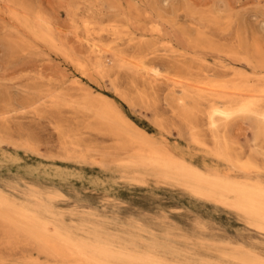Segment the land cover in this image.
Masks as SVG:
<instances>
[{
  "label": "rangeland",
  "instance_id": "obj_1",
  "mask_svg": "<svg viewBox=\"0 0 264 264\" xmlns=\"http://www.w3.org/2000/svg\"><path fill=\"white\" fill-rule=\"evenodd\" d=\"M0 1H1L0 9L4 8L3 6L8 5L10 8L13 7L11 8L12 12L14 11V8L15 9L18 8L19 13L21 12L20 13L21 17H20V16H17L19 13L17 14L14 11L13 13H15L16 15L13 14L12 17L14 18V16L15 17L17 16L19 17L20 20H17L16 18H14L13 20L12 18V21H11L10 18L12 14L10 16H8L7 14V13L9 14L11 13L10 8L5 6V8L3 9L5 13L2 10L0 11L1 12L0 13V76L2 78L0 79V115H1L0 125H2L3 127L7 129V133L13 139L15 140L16 139L17 140H23V139L30 140L31 139L30 141L33 143V149H32L33 151L32 150L25 151L23 149L15 150L10 146H4V147L0 146V189H3L5 192L9 194L17 196L20 199V202H26L30 198L32 193L36 191L38 194H40L44 199H46L49 202V207L52 212V215H54L57 221H60L61 223L66 225V227L69 230H72V231L74 230L75 232L77 231L78 236H84L83 231L85 230L92 234H96V235L100 234L108 239L114 240L115 244L118 247L124 246L126 244L125 241L127 239H130L136 245L147 243V242H157V243H160L161 245H170L171 246L170 253L173 254V256L174 255L177 256V254H179V256L182 255V260L186 261V263H189V264H201L203 258L206 256L211 257V258H216L217 255L215 254L216 252L215 250L225 249V247L242 249L243 251L252 253L254 256L258 257L259 259H264V231H261L257 229L256 227H254L253 225H251L250 221L242 214L226 206L218 204L214 201L195 197L193 194L189 193L188 191L180 187L174 186L166 181L164 182L161 180L159 181L153 176H147L145 178L146 180L144 179L143 183H139L136 180V176L134 175L133 172L124 171L115 162L114 163L112 162L113 164L110 163V165L105 168V167H101L99 164H94L91 162L83 163V162H78L77 160L64 159L61 147H59L61 146L60 143L62 140H60L61 139L59 137L60 135L58 131L55 129L54 122L52 123V120L54 121V119L51 117V113L47 110L48 107L39 105L37 107L38 109L35 111L33 108H27L29 109L27 110L26 107L23 105V102L25 100L24 98L30 97L31 95L29 96V92L33 91V89H37V88L55 89L58 83L60 85L59 87L57 86L58 88L56 89L61 90L62 92H65L66 90V93L68 92V94L70 95L73 94V92L75 93L77 92V91H74V88L75 90L78 89L77 94H73V97L76 95L75 98L77 97L80 98V96H82L86 90L87 92H92L93 94L95 93V95L97 93L99 94L100 92L108 96L109 98H111L113 102L122 110V112L129 119L132 118L131 120L138 127H140L145 132H147L149 134L150 140L156 145H158V147L161 148L164 152H167L171 154L172 156L180 160H183L189 163L190 165H192L193 167H197L198 169L204 172L206 171L205 173L207 174L208 173L211 174V172L217 173L218 171H220L221 173L218 172V174L220 175L226 174L224 176L226 177L230 176V179L232 180L237 179L238 181H241V182H250V181L256 182V181H259L260 179L261 180L260 182L264 183V175L262 176L261 174V171H263L262 173L264 174V160H263L264 159V148H262V146L264 147V142L255 140V119L254 117L244 116L242 114H236L234 117L231 118L232 121L226 122L217 131V133L219 132L218 134L222 138L230 141L228 143V141L226 140L227 141L226 143L229 146L230 153L236 160L238 158V161H244L243 163H245L248 160H252V162L256 164L255 166L258 165L261 168L260 169L258 167L259 169L257 168L255 169L254 167L253 169H251L250 171L254 174H252L253 176L249 177L240 170L241 169L240 165H242L241 163L238 162L239 164L237 163L238 165L236 164V167H235V165L233 166L231 162L217 155V149H215L216 148L215 142L212 140V137H211L213 134V130H211L209 127H208V130H206L207 128L205 127L208 125L206 124L204 126L205 122L201 120L198 121V128H197L198 134L197 135L202 140L201 144L195 141L194 142L191 141L192 140L191 138L189 139V137L187 136L189 133L184 132L188 130V125H186L185 123L180 105L176 102V98L181 96L182 91L179 89L176 90V88H174L173 85L169 84V82H166L168 80L167 78L169 76L173 77L175 73L174 72L175 69L173 67L175 62L177 63L178 61H182V60L192 66L194 74L198 75L200 79H218L220 77L221 78L228 77L229 75H231L233 70H235L238 72L242 71L246 73L247 75L250 73L248 76L251 77L252 81L254 79L253 82L260 80L263 77V75L262 76L256 75V72L254 71L253 67L243 59L247 50H245L244 48L240 49L238 47L239 46L238 39H239V36L242 35L243 41L246 44L249 42L246 45L247 48H251L255 46L257 43V45L260 46V48L262 49V46H264L262 44L264 41V26H262L264 25V0H187V1L186 0H181V1L180 0H176V1L175 0H163L165 2H163L162 0H156L157 2L155 0H147V1L139 0V2L138 0L136 1L135 0L134 1L132 0H18V1L12 0V3H9L10 1L9 0L7 1L8 4H4V3H7L6 0L4 1L0 0ZM16 1L18 2V4H19V1H21L19 5L20 7H18ZM153 1H155L157 5L153 4L154 3ZM177 1H179V3ZM174 2H175V6L173 5ZM165 3H168V5L164 6L163 4ZM1 4H2V7H1ZM23 4H24V8H26L25 7L26 5L28 10H25L22 7V10L24 11H21V5L23 6ZM158 4L160 7L158 6ZM192 4L195 9H193ZM153 5L155 6V8ZM119 6H121L122 8H120ZM140 6L142 8V9L140 8L141 11H139ZM187 6L190 8H188ZM115 7L118 8L119 10L117 9L115 10L114 9ZM126 7H128L129 9ZM156 7H158L159 9ZM166 7L167 9H165ZM186 7L188 8L189 11L186 10L187 9ZM144 8L148 10L150 14H148V12ZM162 8L164 10H162ZM171 8L172 9L176 8V9L172 10ZM153 9H155L156 11ZM196 9H198V11ZM122 10H124V12L127 11L129 14L126 12L125 13L126 16H125L122 13L123 12ZM118 11H120V13ZM142 11H144V13ZM163 11H165L164 12L165 14L167 12L168 13L165 15ZM173 11H175V13ZM25 12L31 13V14H25ZM37 12L39 13V15H37ZM214 12H218L217 13L218 15ZM151 14H153V16ZM191 14L194 16H191ZM231 14H232V17H230ZM130 15L132 16V18L130 17ZM22 16L24 18H22ZM154 16H158L157 17L158 19ZM161 16L164 18H161ZM110 17H112V19ZM178 17L180 18V20ZM187 17H190V19ZM191 17H193L192 20H191ZM36 18H40V19L39 20L37 19V21H35ZM153 18H156L157 20L156 19L154 20ZM172 18L173 19L175 18L176 20L174 19V21H172ZM41 19L46 20V21H43ZM121 19L122 20L127 19V20L125 21V23H123L124 20L122 22ZM167 19L169 20V22ZM223 19H225L224 22H223ZM233 20H235V23ZM34 21L37 23L41 21L40 24L44 27V30L47 31L48 33H49V30H51V28H55L54 30H51V32L53 31V33L51 34L49 33L53 41L42 39L41 37L35 36L34 34L35 28H37L38 26ZM47 21L50 22V25L48 24ZM107 21L108 22L113 21L108 24V25L111 24L109 26L110 29L109 27H107L108 26ZM155 21H158L156 23L164 22V23H159V24H164L165 26L164 25L160 26L158 24H155ZM194 21L195 22L199 21V22L195 23ZM45 22L49 26L52 25V27L48 26L47 28V25L45 24ZM203 22L205 23L203 24ZM14 23L16 25L18 24V26H14ZM98 23L100 24L99 27L101 26L100 28L98 27ZM201 23L203 24V27H206V28L200 27L202 26ZM237 23L239 26L234 25ZM101 24H104V25H101ZM186 26H188L189 29ZM230 26L232 28H230ZM237 26L240 28L239 30H237L238 28ZM261 26L262 28H260ZM106 27H107V31L108 30L109 32L111 31L110 33L107 32L106 29L105 30L103 29ZM114 27L116 30L112 29ZM234 27H237L236 30H234ZM129 28H131V30ZM169 28L171 29V31ZM175 28L177 30L180 29L178 30L180 33L176 31ZM100 29L104 31L98 33L97 30L100 31ZM128 29L131 32H129ZM193 29H195L196 32L191 31ZM207 29L209 30L208 31L209 33L206 32ZM112 30L113 32H116L115 33L116 35L112 33ZM189 30L191 31V33H193L194 35L196 34V35L195 36L193 34L191 35ZM210 30H212L213 32ZM125 31L127 34L123 33ZM220 31H222V33ZM241 31L243 32L240 34ZM215 32L217 34H215ZM103 33L106 36L102 35ZM185 33L188 35H186ZM210 33H212V35ZM233 33L235 34L234 36H233ZM52 34H54V37ZM108 34L110 35V37H107L109 36ZM89 35L91 36V38H89L90 37ZM98 35H102V36H98ZM150 35H153L152 36L153 38ZM228 35L229 36L232 35V36L229 37ZM255 35L257 37H254ZM56 36L59 38L62 37L63 40L61 41V38L59 39ZM98 37L101 38L102 41L101 40L100 41L102 43H100V41L98 40L99 39ZM113 37L115 40L113 39ZM186 37L189 38L188 40L190 42L188 40H186L187 42L184 40L186 39ZM250 37L251 38L254 37L253 40L250 39ZM54 38H57V40L56 39L54 40ZM95 38L96 39L98 38L97 41ZM234 38L238 40L237 43H236V40H234ZM255 38L256 40L255 42H253ZM20 39L26 40V42L25 41L21 42ZM35 40H37L36 41L37 43L35 42ZM90 40H91V44L88 43L90 42ZM16 41L21 42V44L25 42L23 46L25 49L23 47H20V43H17ZM27 41L30 42L29 43L30 45L27 43ZM59 42H61V44L67 49L62 47L59 44ZM94 42L97 43L98 47L101 44V47H100L101 49L104 48L105 50L109 47L108 51L110 52L105 50L108 54V55L106 54L107 60L111 59L112 57L111 53L113 54V52L115 51L119 53L123 52L124 55H127L126 57H128V55L129 57L131 55L137 56L139 55V51H140L139 48H140L141 54L146 56L145 61L147 62V64L148 65L151 64L150 66H154V67L156 66V68L159 71H161L162 74L160 73V77L161 75L162 77H164L163 76L164 74H167V73L169 74V75L167 74L168 75L167 77L165 76V78H162V79H166L165 81L159 80L160 82L156 85V91H154L155 93L151 97V99L153 100L151 102L152 103L151 105H153L155 108L154 107L152 108L151 105L150 107L151 109H154L156 113H154L153 110L152 112L149 109L150 107H148L146 104L141 103L140 101H138V99H136L137 90L134 87H132V84H131V80H133V77H134L132 74L130 75L127 72H121L120 78L117 79V76H113L110 78V76L106 75L107 76L106 77L104 73L99 74L101 72L98 70H95L96 67L93 66L95 64L94 63L90 64L88 61V58L90 54L92 53L91 50H88L89 49L88 47L91 46ZM172 42L175 44V47H173L174 44ZM188 42L190 43V45ZM115 43H117V45ZM135 43H137L138 45ZM17 44H19L20 48L18 47ZM57 44H59V46ZM122 44L125 45L126 47H124ZM158 44L159 45L163 44V46H159ZM185 44L187 45L186 46L187 48L183 47L185 46ZM25 45L27 46L25 47ZM39 45L40 47H38ZM42 45L44 47L45 46L48 47L47 45H50V46L48 47L49 49H47L46 47L44 48ZM181 45L184 49L180 47ZM33 46L34 47L37 46V49L39 50L35 49L36 48L35 47L33 48V51H34L33 52L32 51ZM68 46L70 48L73 47V50L75 51L71 50L72 48L69 49ZM137 46H138V49H137ZM188 46H189V49H188ZM13 47H15V49L16 48L19 49V51L17 52L18 54H16L15 50H14L15 53L13 52ZM27 47H29L28 49H30V52L29 50H27L28 52L27 51L25 52ZM53 47H55V49ZM18 49H16V51ZM56 49H59V52L61 51L63 53L62 55H65V56H62L61 54H59L58 50ZM158 49H161V51ZM185 49H188L189 52L188 50L185 51ZM197 49L200 52L197 51ZM181 50H184V51L180 52ZM263 50H264V47H263ZM53 51H56V52H53ZM89 51L90 53L87 55ZM128 51L131 52V54ZM176 51L178 52L176 53ZM208 51H212V52H208ZM19 52L20 53L25 52V53L24 54L22 53L21 54L22 56H19L20 55ZM160 52H162V54L164 55H162ZM171 52L175 54L173 53L171 54ZM80 53L81 54L84 53L83 55L85 56L81 55ZM156 53L160 55H157ZM79 54L81 55V57H83L82 60L85 59V61L89 65L85 61L84 62L87 65L83 61H81L80 65L76 63L78 60L79 61L81 60V57ZM93 54L94 53H92V56H90V58L91 57L93 58V56L96 55V54L94 55ZM12 55L13 57H9ZM14 55H15V58H14ZM78 55L80 58L76 61V58H78ZM167 55H168V59H166ZM238 55L241 56L243 61H241V59L238 58ZM86 56L88 57L86 58ZM170 56L174 59L172 60ZM191 56H193V58ZM66 57H68V59H71V62L73 61V63L70 64L69 63L70 61ZM156 57L158 58L156 59ZM159 57L161 60L159 59ZM236 57L237 59H235ZM74 58H75V62H74ZM90 58H89L90 62H95L94 59L96 57H94L93 59L91 58L92 60ZM157 63L159 66L157 65ZM73 65L77 66V68H75ZM81 65H82V68L80 67ZM8 66H10V68H7ZM34 66H36V68ZM160 66L161 67L163 66V67L161 68ZM221 67H223L224 69ZM83 68L84 70H82ZM92 68L93 69L95 68L94 69L95 71L93 70L92 72L91 71ZM227 68L230 70L228 71ZM26 69H27L26 71L27 73L23 72ZM42 69H43L42 71L43 74L41 72ZM1 70H3V72H1ZM29 70H31L32 72L31 71L29 72ZM215 70H218V71L215 72ZM17 71L20 73H15ZM204 71H206V74ZM207 71L209 72L207 73ZM5 72L7 74H5ZM21 72L25 73V75H22L23 73ZM34 72L37 74L41 73L40 74L41 76L39 75L40 78L38 77L35 78L38 75H36ZM27 74L34 75L35 77L30 76L29 78ZM15 75L19 78L22 76L23 77L17 80ZM44 75L46 78L44 77ZM209 75H211V77ZM251 75H254V76H251ZM14 76L16 80H14L15 78L13 79ZM75 76L77 78L76 80H78L79 82L76 80H72L75 78ZM52 77L54 78L52 79ZM100 77L101 78L105 77V78L101 79ZM171 77L169 78L171 79ZM121 78H123V80ZM115 79L116 81H118L119 84L115 82ZM32 80H35V81H32ZM80 80H83V81H80ZM43 81L49 84L50 86L48 85L47 87V85L44 84ZM52 81H56V83ZM122 81H123V84H122ZM42 82L43 84H41ZM110 82H114V83H110ZM52 83L54 84L51 85ZM72 83L73 84L78 83L79 85L81 83L82 85L80 86L83 88V90L78 85L72 86ZM93 83H96L97 85ZM26 84L27 86H29L28 88ZM66 84L68 86H66ZM115 84L118 87L119 86L120 87L118 88ZM85 85H88V86H85ZM14 86H18V87H14ZM101 86L103 87L101 88ZM70 87H72L73 90H71ZM68 89L70 90L68 91ZM160 90L164 92H161ZM175 90L177 92L176 94H174ZM79 91H81L82 93ZM114 93H116V95ZM118 93L119 94L121 93V94L119 95ZM129 101H130V104H129ZM155 101L156 103H159L158 107ZM136 103L139 104L140 106L137 105ZM175 105H178V107ZM143 106L146 107V109H144ZM141 107H143L144 110L141 109ZM22 108L25 109V111L22 110ZM39 109L41 111H39ZM168 109L170 110L168 111ZM9 110L11 111L12 115H10L11 113H9L10 112ZM173 110L174 111L177 110V112H174ZM19 111L22 113L18 114L17 112ZM27 111L30 113H28ZM135 111H136V114H135ZM35 112H38V113H35ZM3 113H6V115H3ZM160 114L162 116H160ZM166 114L167 116L165 117ZM32 115L33 116L35 115V117H38V118H35ZM4 117L8 119L6 120L4 119ZM24 119H25V122H23ZM32 121H34L35 123H33ZM78 121L75 120L74 122L71 123L73 124V128L71 127L73 130L72 132L76 134L78 138H80V135L78 134H82L81 137H86L88 139L90 136L86 134L84 135L82 132V131H87V130L84 128L81 121L80 123ZM76 122H77V125L79 124L78 126L75 124ZM38 123H40L39 124L40 126H38ZM28 124L29 126H26ZM30 125L32 128L30 127ZM24 127H27V128L24 129ZM49 127H51L52 129L51 128L49 129ZM82 128L83 130H81ZM223 129H225V131ZM75 130H76V133H75ZM208 131L210 133H208ZM181 132L183 134H181ZM21 133L23 135H21ZM184 133H186L187 135ZM54 134L55 136L56 135L57 136L54 137ZM160 135L161 136L163 135V136L160 137ZM51 136L53 137L51 138ZM181 136L183 137L181 138ZM37 138H39L40 141H38ZM86 138L82 139V142L84 141L82 144L85 143L84 145L86 146L87 145L90 146L91 144H93L92 146H94L95 144L96 147H101L102 145L105 144L104 146L106 147H109V146L112 147L111 144H113L112 141H107V142L102 143V140L96 139L93 137H90V139L91 138L92 139L91 140L88 139L90 141L87 142L85 140ZM93 139L95 140L94 141L95 143L93 142ZM96 140H99V141H96ZM36 144L37 145L40 144V145H38L37 147ZM202 144L204 145L203 147H202ZM61 155L62 157H59ZM234 155L237 157H235ZM248 156H250V158ZM241 157H243V159H240ZM253 158L255 160H253ZM226 161L227 163H225ZM246 179L249 181H247ZM203 244H208L211 247L210 248L211 251L204 252L202 249L198 248ZM0 249L2 250L1 251L2 253L0 252V255H2L1 256L2 259L0 258V264H45V263H52V262L53 264H62V263L63 264L64 263L73 264L71 263V261L70 262L68 260L62 261V259L58 260V258L54 259V257L52 258L51 256H48L42 253L37 244L23 242V243H19L16 245H8L6 243V240L2 237V235L0 236ZM27 253L30 255H28ZM7 256L9 258H6ZM31 259L33 261H30ZM53 259L55 262L52 261ZM27 260H29V262H26ZM60 260L62 261V263L60 262ZM41 262H44V263H41Z\"/></svg>",
  "mask_w": 264,
  "mask_h": 264
},
{
  "label": "bare ground",
  "instance_id": "obj_2",
  "mask_svg": "<svg viewBox=\"0 0 264 264\" xmlns=\"http://www.w3.org/2000/svg\"><path fill=\"white\" fill-rule=\"evenodd\" d=\"M4 1V0H3ZM9 0H6V2ZM11 1V2H10ZM9 3H12V0H10ZM15 1V0H14ZM18 1V0H17ZM16 1V2H17ZM134 1V0H132ZM136 1V0H135ZM147 1V0H146ZM156 1V0H155ZM155 1H153V4H156ZM163 1V0H162ZM176 1V0H175ZM181 1V0H180ZM187 1V0H186ZM1 2V1H0ZM20 2L19 4L17 2L18 7H20ZM129 2V1H127ZM139 2V0H138ZM149 2V1H148ZM157 2V1H156ZM165 2V1H163ZM172 2V1H171ZM170 2V3H171ZM179 3V1H177ZM4 3V2H3ZM133 3V2H132ZM130 3V4H132ZM147 3V2H146ZM4 4H8L4 3ZM3 4V5H4ZM125 4V3H124ZM149 4V3H148ZM184 4V2H183ZM182 4V5H183ZM188 4V3H187ZM218 4V3H217ZM10 5V4H9ZM13 5V4H12ZM16 5V4H15ZM126 5V4H125ZM139 5V4H138ZM137 5V6H138ZM157 5V4H156ZM168 5V3L163 4ZM175 6V2L173 4ZM181 5V4H179ZM220 5V4H219ZM8 8H10L8 5H5ZM5 6H3L5 8ZM128 6V5H127ZM150 6V5H149ZM148 6V7H149ZM154 6V5H153ZM159 6V4H158ZM170 6V5H169ZM184 6V5H183ZM197 6V5H196ZM213 6V5H212ZM217 6V5H216ZM221 6V5H220ZM2 7V4H1ZM22 7L24 8V4L23 6L21 5V11ZM26 8H24L25 10H28L27 6L25 5ZM113 7V5H112ZM120 8H122L121 6H119ZM133 7V6H132ZM143 7V6H142ZM145 7V6H144ZM146 7V8H148ZM160 7V6H159ZM180 7V6H179ZM188 7V6H187ZM186 7V8H187ZM193 9L194 6L192 4ZM218 7V6H217ZM4 8H1L0 11L2 10L4 12ZM13 8V7H11ZM10 8V9H11ZM128 8V7H126ZM141 6L139 7V11ZM155 8V6H154ZM158 8V7H156ZM164 8V7H163ZM162 8V10H164ZM190 8V7H188ZM188 8L186 10H188ZM212 8V7H211ZM214 8V7H213ZM115 10H119L118 8H114ZM129 9V8H128ZM142 9V8H141ZM145 9V8H144ZM150 9V8H149ZM159 9V8H158ZM167 9V7L165 8ZM172 9V8H171ZM176 9V8H173ZM172 9V10H173ZM185 9V8H184ZM183 9V10H184ZM223 9V7H222ZM18 8L15 9L14 11L18 14L19 10ZM121 10V9H120ZM135 10V9H134ZM138 10V9H137ZM146 10V9H145ZM155 10V9H153ZM170 10V9H169ZM168 10V11H169ZM179 10V8H178ZM192 10V9H191ZM198 11V9H196ZM209 10V9H208ZM217 10V9H216ZM221 10V9H220ZM226 10V9H225ZM229 10V9H227ZM11 13H7L8 16H10L11 14V21H12V16L13 14L16 15L15 13L12 12V9L10 10ZM123 14L126 16V12H124V10H122ZM130 11V10H128ZM133 11V10H132ZM148 12V14H150V12L148 10H146ZM156 11V10H155ZM189 11V10H188ZM215 11V10H213ZM32 12V11H31ZM117 12V11H115ZM120 13V11H118ZM144 13V11H142ZM153 12V11H152ZM151 12V13H152ZM159 12V11H157ZM165 11H163L164 13ZM175 13V11H173ZM182 12V11H181ZM1 13V12H0ZM5 13V12H4ZM3 13V14H4ZM21 13V12H20ZM18 14L17 16L21 17V14ZM128 13V12H127ZM134 13V12H133ZM155 13V12H154ZM162 13V12H161ZM168 13V12H167ZM166 13V14H167ZM178 13V12H177ZM196 13V12H195ZM211 13V12H210ZM214 13H218V12H214ZM220 13V12H219ZM25 14H31V13H26ZM113 14V13H112ZM122 14V15H123ZM129 14V13H128ZM146 14V12H145ZM147 14V15H148ZM165 14V13H164ZM165 14V15H166ZM172 14V13H171ZM169 14V15H171ZM194 14V13H193ZM225 14V13H224ZM236 14V13H235ZM37 15H39V13L37 12ZM153 16V14H151ZM156 15V14H154ZM163 15V14H162ZM179 15V14H178ZM197 15V14H196ZM195 15V17H196ZM215 15V14H213ZM218 15V14H217ZM220 15V14H219ZM228 15V13H227ZM15 17L17 20H20L19 17ZM24 16V14H23ZM22 16V18H24ZM35 16V15H34ZM177 16V15H176ZM191 16H194L191 14ZM221 16V15H220ZM219 16V17H220ZM113 17V16H112ZM112 17H110L112 19ZM130 17L132 18V16L130 15ZM154 17H158V16H154ZM166 17V16H165ZM168 17V15H167ZM173 17V16H172ZM182 17V16H181ZM223 17V16H222ZM232 17V14L231 16ZM235 17V15H234ZM237 17V16H236ZM13 18V20H14ZM21 18V19H22ZM26 18V17H25ZM41 18V17H40ZM40 18H36L35 21H37V19L39 20ZM45 18V17H44ZM156 18H153L154 20ZM160 18V17H159ZM161 18H164L161 16ZM176 18V17H175ZM174 18V19H175ZM179 18V17H178ZM190 19V17H187ZM193 17H191L192 20ZM198 18V17H197ZM15 19V20H16ZM128 19V18H127ZM126 19V20H127ZM158 19V18H157ZM156 19V20H157ZM166 19V18H165ZM171 19V18H169ZM174 19L172 18V21H174ZM177 19V18H176ZM175 19V20H176ZM202 19V18H200ZM244 19V18H243ZM23 20V19H22ZM43 20V19H41ZM108 20V19H107ZM124 20V19H123ZM123 20L121 19V21L123 22ZM123 23H125V21ZM132 20V19H130ZM153 20V22H154ZM163 20V19H161ZM168 20V19H167ZM180 20V18H179ZM184 20V19H183ZM196 20V19H195ZM237 20V19H235ZM235 20L234 23H235ZM27 21V20H26ZM34 21V22H35ZM46 21V20H43ZM139 21V20H138ZM148 21V20H147ZM203 21V20H202ZM225 21V19H223V22ZM17 22V21H16ZM41 22V21H40ZM40 22H35L37 24V28H35V36L37 37H41L42 39H47V40H52L51 37V33H53V31L51 32V30H54L55 28H51V30H49V33L47 31L44 30V27L40 24ZM48 22V21H47ZM104 22V21H103ZM113 21L108 22L107 21V25L109 23H111ZM128 22V21H127ZM132 22V21H130ZM158 21H155V24H158L160 26H163L164 24H159V23H164V22H159L156 23ZM169 22V20H168ZM195 22V21H194ZM197 22V21H196ZM195 22V23H196ZM199 22V21H198ZM197 22V23H198ZM207 22V21H206ZM211 22V21H210ZM238 22V21H236ZM263 22V21H262ZM28 23V22H27ZM121 23V22H120ZM146 23V21H145ZM176 23V22H175ZM179 23V22H178ZM205 22H203L204 24ZM213 23V22H212ZM219 23V21H218ZM245 23V22H244ZM33 24V23H32ZM45 24L48 26L50 25V22H48V24L45 22ZM117 24V23H116ZM131 24V23H130ZM177 24V23H176ZM200 24V23H199ZM202 24V23H201ZM202 26L200 27H203ZM215 24V23H214ZM233 24V23H232ZM242 24V23H240ZM29 25V24H28ZM99 23H98V27H99ZM104 25V24H101ZM106 25V24H105ZM111 25V24H110ZM110 25H108L107 27H109ZM191 25V24H190ZM206 25V24H205ZM204 25V26H205ZM234 25H238L234 24ZM245 25V24H244ZM262 25V24H261ZM14 26H18V24L16 25L14 23ZM36 26V25H35ZM139 26V25H138ZM155 26V25H154ZM159 26V27H160ZM165 26V25H164ZM239 26V25H238ZM237 26V27H238ZM264 26V25H262ZM262 26L260 28H262ZM46 27V26H45ZM49 27H52L49 26ZM97 27V26H96ZM101 27V26H100ZM99 27V28H100ZM105 27V26H103ZM107 27L103 28L104 30L106 29L107 31ZM112 27V26H111ZM126 27V25H125ZM128 27V26H127ZM131 27V26H130ZM145 27V26H144ZM152 27V26H151ZM156 27V26H155ZM157 27V28H159ZM188 28V26H186ZM185 27V28H186ZM195 27V25H194ZM237 27H234V30H236ZM241 27V26H240ZM19 28V27H18ZM137 28V27H136ZM135 28V29H136ZM162 28V27H161ZM172 28V27H171ZM191 28V27H190ZM206 28V27H203ZM230 28H232L230 26ZM242 28V27H241ZM256 28V27H255ZM46 29V28H45ZM110 29V27H109ZM112 29H115L112 28ZM119 29V28H118ZM131 30V28H129ZM128 29V30H129ZM133 29V28H132ZM153 29V28H152ZM170 29V28H169ZM176 29V28H175ZM189 29V28H188ZM240 28L238 27L237 30H239ZM103 30V31H104ZM116 30V29H115ZM123 30V29H121ZM129 30V32H131ZM134 30V29H133ZM139 30V29H138ZM161 30V29H160ZM180 30V29H178ZM176 29V31H178ZM185 30V29H183ZM229 30V29H228ZM247 30V29H246ZM245 30V31H246ZM101 29L100 31L97 30L98 33L103 32ZM127 31V30H126ZM123 32L124 34L126 33ZM171 31V29H170ZM174 31V32H176ZM191 31H195V29L191 30ZM191 31L189 30V32L191 33ZM209 30L207 29V33ZM212 31V30H210ZM215 31V30H214ZM244 31V32H245ZM258 31V30H257ZM56 32V31H55ZM96 32V33H97ZM109 32V30L107 31ZM111 32V31H110ZM109 32V33H110ZM135 32V31H134ZM159 32V31H158ZM173 32V31H172ZM179 32V31H178ZM188 32V31H187ZM196 32V31H195ZM213 32V31H212ZM217 32V31H216ZM215 32V34H217ZM222 33V31H220ZM235 32V31H233ZM243 31L240 32V34ZM112 33L115 34L116 32ZM156 33V32H155ZM163 33V31H162ZM180 33V32H179ZM189 33V34H190ZM238 33V32H237ZM261 33V32H260ZM58 34V33H57ZM106 34V32H105ZM104 33L102 35H105ZM121 34V33H120ZM127 34V33H126ZM149 34V33H148ZM151 34V33H150ZM182 34V33H181ZM186 34V33H185ZM193 33H191L192 35ZM201 34V33H200ZM212 35V33H210ZM225 34V33H224ZM250 34V32H249ZM256 34V33H254ZM54 37V34H52ZM102 35H98V36H102ZM109 35V34H108ZM116 35V34H115ZM113 35V36H115ZM119 35V34H118ZM183 35V34H182ZM188 35V34H186ZM194 35V34H193ZM196 35V34H195ZM194 35V36H195ZM214 35V34H213ZM235 34L233 33V36ZM88 36V34H87ZM90 36V35H89ZM106 36V35H105ZM151 37L153 35H150ZM215 36V35H214ZM229 36V35H228ZM232 36V35H230ZM229 36V37H230ZM247 36V35H246ZM57 37V36H56ZM107 37H110L107 36ZM119 37V36H118ZM122 37V36H120ZM190 37V36H189ZM237 37V36H236ZM235 37V38H236ZM254 37H257L256 35ZM253 37V38H254ZM59 38V37H57ZM57 38H54V40ZM61 41L63 40L62 37ZM59 38V39H60ZM91 38V36L89 37ZM99 38V37H98ZM97 38V39H98ZM125 38V37H124ZM128 38V37H126ZM153 38V37H152ZM151 38V39H152ZM181 38V37H180ZM195 38V37H194ZM234 38V40H236ZM248 38V37H247ZM246 38V39H247ZM253 38L250 37V39L253 40ZM58 39V41H59ZM93 39V38H92ZM96 39V38H95ZM96 39V41H97ZM109 39V38H107ZM106 39V40H107ZM114 39V37H113ZM118 39V38H116ZM184 39V38H183ZM189 38L186 37V39H184L185 41L188 40ZM21 42L26 40H22L20 39ZM33 40V39H32ZM99 41L101 40V38L98 39ZM115 40V39H114ZM120 40V39H119ZM124 40V39H123ZM136 40V39H135ZM239 40V42H238ZM236 40V43H239V48H244L246 51V54L244 55L243 59L250 64L254 71L256 72V75H260L263 77L260 80H257L255 82L254 79L253 81L251 80V77H249L248 75L250 74H246L242 71H235L233 70V72L231 73V75H227L228 77H220L218 79H200L198 75H195L193 72V68L191 65H189L188 63L182 61H178L177 63L175 62V64L173 65L174 67V75L173 77H171V79L168 77L166 82H169V84L173 85L174 88L179 89L182 91V94L180 97L176 98V102L180 105L181 110H182V115L184 117L185 123L186 125H188V130L184 131V132H188L189 134L187 135L189 137V139L191 138V141H195L197 143L201 144V139L200 137L197 135V128H198V121H203L205 122L204 126L207 124L208 126H206L205 128H207L206 130H208V127L213 130V134H212V140L215 142V146L217 149V155H219L221 158L223 157V159L225 158L227 161L231 162L233 164V166L239 162L242 165H240V170L246 174L247 176H253L250 170L253 169L255 167V169H259L260 167L256 164H254L252 162V160H248L245 163H243L244 161H238L232 156V154L230 153L229 150V146L226 143L227 141L222 138L218 133V129L220 127H222L226 122L228 121H232L231 118L234 117L236 114H242L244 116H249V117H254L255 119V140L256 141H260V142H264V50L262 46V49L260 48V46L256 45L251 47V48H247V44L249 43H245L243 41L242 35L239 36V39ZM256 38L254 39L253 42H255ZM259 40V39H258ZM19 41V40H18ZM20 43V47H23L25 42L21 44ZM30 41V40H29ZM27 41V43L29 44L30 42ZM37 40H35L36 42ZM45 41V40H44ZM51 41V42H52ZM94 41V40H93ZM102 41V40H101ZM100 41V43H102ZM110 41V40H109ZM112 41V40H111ZM118 41V40H117ZM116 41V42H117ZM181 41V40H180ZM189 41V40H188ZM248 41V40H247ZM246 41V42H247ZM263 41V40H262ZM41 42V41H40ZM47 42V41H46ZM56 42V41H54ZM135 42V41H134ZM138 42V41H137ZM147 42V41H146ZM187 42V41H186ZM185 42V43H186ZM190 42V41H189ZM188 42V43H189ZM37 43V42H36ZM39 43V42H38ZM58 43V42H57ZM63 43V42H62ZM91 44V40L90 42H88ZM87 43V44H88ZM99 43V44H100ZM113 43V42H112ZM120 43V42H119ZM139 43V42H138ZM173 43V42H172ZM187 43V45H188ZM193 43V42H192ZM59 44L64 47L61 42H59ZM59 44H57L59 46ZM117 45V43H115ZM127 44V43H126ZM137 44V43H135ZM164 44V43H163ZM163 44H158L159 46H163ZM174 44V43H173ZM233 44V43H232ZM264 45V41L262 43ZM19 47V44H17ZM22 45V46H21ZM30 45V44H29ZM38 45V44H37ZM41 45V44H40ZM40 45L38 47H40ZM104 45V43H103ZM123 45V44H122ZM138 45V44H137ZM185 44V46H183L184 48L187 46ZM190 45V43H189ZM238 45V44H236ZM235 45V46H236ZM253 45V44H252ZM260 45V44H259ZM27 45H25L26 47ZM32 46V45H31ZM43 46V45H42ZM48 47L50 45H47ZM66 46V45H65ZM88 46V45H87ZM115 46V45H114ZM124 47H126L125 45H123ZM233 46V45H232ZM231 46V47H232ZM17 47V46H16ZM19 47V48H20ZM36 47V48H35ZM33 46L32 47V51L33 48L37 49V46ZM44 47V46H43ZM46 47V46H45ZM44 47V48H45ZM48 47H46L47 49H49ZM69 47V46H68ZM91 47V49H90ZM101 44L97 45V43H93L91 46H89L88 50H91L92 53L96 54L93 56L96 57L94 60L95 62H90L89 58L90 56H92V53L90 54L88 61L90 64L94 63L96 67L95 70L100 71L102 74L104 73L105 76L108 75L111 77L113 76H117V79L120 78V74L121 72H127L130 75L132 74L133 80H131V84L132 87H134L137 90L136 93V99H138V101H140L141 103L146 104L148 107H150V105L152 104L151 102L153 101L151 99V97L153 96V94L155 93L154 91H156V85L160 82L159 80H166V79H162L165 78V76L167 77V74H164L162 77H160V73L161 71H159L156 66H150L147 64V62L145 61V57L143 54H141V49L139 48V55L137 56H133L131 55L129 57H126L127 55H124L123 52L119 53L117 51L113 52V54L111 53L112 57L111 59L107 60L106 56L108 55L106 51H108L109 47L107 49L104 50L100 48ZM122 47V46H121ZM136 47V46H135ZM148 47V45H147ZM175 47V44L174 46ZM181 48L182 45L180 46ZM230 47V48H231ZM24 48V47H23ZM29 47H27V49L25 50V52ZM51 48V47H50ZM55 49V47H53ZM65 48V47H64ZM72 48V49H71ZM69 47V49L73 50V47ZM111 48V47H110ZM118 48V47H116ZM120 48V47H119ZM158 48V47H157ZM156 48V49H157ZM180 48V49H181ZM183 48V49H184ZM187 48V47H186ZM193 48V47H192ZM18 49V48H16ZM15 47H13V52L15 50L16 54H18L17 52L19 51V49L16 51ZM25 49V48H24ZM34 49V50H35ZM53 49V50H54ZM63 49V48H62ZM67 49V48H65ZM113 49V48H112ZM125 49V48H124ZM130 49V48H129ZM138 49V46H137ZM155 49V51H156ZM179 49V50H180ZM189 49V46H188ZM188 49H185V51H187ZM191 49V47H190ZM21 50V49H20ZM39 50V49H37ZM45 50V49H44ZM52 50V49H50ZM49 50V51H50ZM59 52V49H56ZM118 50V49H117ZM121 50V49H120ZM119 50V51H120ZM127 50V48H126ZM143 50V49H142ZM161 51V49H158ZM163 50V49H162ZM178 50V51H179ZM243 50V49H242ZM75 51V50H73ZM169 51V50H168ZM172 51V50H171ZM176 51V53L178 52ZM184 50H181L180 52H182ZM197 51H199L197 49ZM207 51V50H206ZM233 51V50H232ZM11 52V53H13ZM14 52V53H15ZM24 52V53H25ZM28 52V51H27ZM34 52V51H33ZM38 52V51H37ZM36 52V53H37ZM56 52V51H53ZM61 52V51H60ZM59 54H63L62 52ZM110 52V51H108ZM129 52V51H128ZM133 52V51H132ZM164 52V51H163ZM189 52V50H188ZM195 52V51H194ZM200 52V51H199ZM208 52H212V51H208ZM229 52V51H228ZM23 53V52H22ZM19 52V56H22ZM23 53V54H24ZM43 53V52H42ZM76 53V52H75ZM90 53V51L87 53V55ZM131 54V52H129ZM134 53V52H133ZM162 54V52H160ZM173 52H171L172 54ZM185 53V52H184ZM203 53V51H202ZM239 53V52H238ZM242 53V52H241ZM245 53V52H244ZM15 54V55H16ZM35 54V53H34ZM58 54V53H56ZM78 54V53H77ZM81 54V53H80ZM79 54V55H80ZM84 54V53H83ZM81 54V55H83ZM107 54V55H106ZM157 54V53H156ZM169 54V53H168ZM175 54V53H173ZM14 55V58H15ZM27 55V53H26ZM76 58V61L81 57ZM160 55V54H157ZM164 55V54H162ZM161 55V56H162ZM65 56V55H62ZM68 56V55H67ZM85 56V55H83ZM166 56V54H165ZM177 56V55H176ZM196 56V55H195ZM9 57H13L9 56ZM25 57V56H24ZM23 57V58H24ZM88 56H86L87 58ZM153 57V56H152ZM151 57V58H152ZM171 57V56H170ZM174 57V56H173ZM181 57V56H179ZM193 58V56H191ZM198 57V56H197ZM211 57V56H210ZM65 58V57H64ZM68 59V57H66ZM83 57H81V60L77 61L76 63H78L80 65L81 61H85L82 60ZM85 58V57H84ZM92 58V57H91ZM90 58V59H91ZM92 58V59H93ZM149 58V57H148ZM158 57H156L157 59ZM165 58V57H164ZM172 58V57H171ZM169 58V59H171ZM178 58V57H177ZM238 58L242 60L241 56L238 55ZM66 59V60H67ZM73 59V58H72ZM91 59V60H92ZM160 59V57H159ZM168 59V55L167 58ZM165 59V61H166ZM174 58H172L173 60ZM196 59V58H195ZM199 59V58H197ZM215 59V58H214ZM237 59V57L235 58ZM234 59V60H235ZM22 60V59H21ZM69 63L72 64L73 61L71 62V59H68ZM161 60V59H160ZM203 60V59H202ZM206 60V59H205ZM209 60V59H208ZM239 60V59H238ZM149 61V60H148ZM169 61V60H168ZM177 61V60H176ZM236 61V60H235ZM240 61V62H241ZM74 62H75V58H74ZM82 62V63H83ZM86 62V61H85ZM84 62V63H85ZM161 62V61H160ZM209 62V61H208ZM17 63V62H16ZM87 63V62H86ZM85 63V64H86ZM159 63V61H158ZM157 63V65H158ZM163 63V62H162ZM88 64V63H87ZM86 64V65H87ZM156 64V63H155ZM166 64V63H165ZM164 64V65H165ZM169 64V63H167ZM242 64V63H241ZM77 65V64H76ZM84 65V64H83ZM89 65V64H88ZM154 65V64H153ZM245 65V64H243ZM75 68H77V66L73 65ZM85 66V65H84ZM159 66V65H158ZM206 66V65H205ZM5 67V66H4ZM19 67V66H17ZM36 68V66H34ZM33 67V68H34ZM82 68V65L80 66ZM161 67V66H160ZM159 67V68H160ZM163 67V66H162ZM161 67V68H162ZM198 67V66H197ZM234 67V66H233ZM232 67V68H233ZM7 68H10V66H8ZM16 68V67H15ZM21 68V67H20ZM88 68V66H87ZM168 68V67H167ZM199 68V67H198ZM218 68V66H217ZM220 68V67H219ZM223 68V67H221ZM231 68V69H232ZM247 68V67H246ZM13 69V68H11ZM23 69V68H22ZM79 69V68H78ZM92 68V72L94 70ZM202 69V68H201ZM224 69V68H223ZM235 69V68H234ZM241 69V68H240ZM243 69V68H242ZM249 69V68H248ZM5 70V69H4ZM32 70V68H31ZM29 70V72L31 71ZM36 70V69H35ZM84 70V68L82 69ZM94 70V71H95ZM162 70V69H161ZM167 70V69H166ZM195 70V68H194ZM222 70V69H220ZM227 70L229 71L230 69L227 68ZM21 71V70H20ZM27 69L23 72H26ZM43 71V69L41 70V72ZM218 70H215V72ZM225 71V70H224ZM1 72H3V70H1ZM8 72V71H7ZM21 72V73H23ZM32 72V71H31ZM206 74V71H204ZM209 71H207L208 73ZM214 72V71H213ZM249 72V71H248ZM15 73H20V72H15ZM27 73V72H26ZM35 73V72H34ZM39 73V72H38ZM88 73V72H87ZM95 73V72H94ZM211 73V71H210ZM221 73V72H220ZM5 74H7L5 72ZM38 76H34V75H28L29 78L30 76H34L35 78H40L39 75L41 74H37ZM43 74V72H42ZM82 74V73H81ZM90 74V73H89ZM98 74V75H99ZM162 74V73H161ZM227 74V73H225ZM254 74V73H253ZM17 75V74H16ZM15 75V76H16ZM22 75H25V73H23ZM21 75V76H22ZM124 75V74H123ZM15 76L13 77V79L15 78ZM41 76V75H40ZM86 76V75H85ZM101 76V75H100ZM208 76V75H207ZM211 77V75H209ZM216 76V75H215ZM254 76V75H251ZM23 77V76H22ZM20 77V78H22ZM45 77V75H44ZM43 77V78H44ZM87 77V76H86ZM85 77V78H86ZM95 77V76H94ZM107 77V76H106ZM130 77V76H129ZM8 78V77H7ZM12 78V77H11ZM17 80L20 79L19 77H17ZM16 78L14 80H16ZM26 78V77H25ZM46 78V77H45ZM54 77H52L53 79ZM79 78V77H78ZM98 78V77H97ZM96 78V79H97ZM101 78V77H100ZM105 78V77H103ZM101 78V79H103ZM216 78V77H215ZM254 78V77H253ZM0 79L1 76H0ZM6 79V78H5ZM49 79V78H47ZM76 76L74 79L72 80H76ZM95 79V80H96ZM123 80V78H121ZM125 79V78H124ZM38 80V79H37ZM93 80V79H92ZM112 80V79H110ZM129 80V79H128ZM35 81V80H32ZM41 81V79H40ZM39 81V82H40ZM46 81V80H45ZM50 81V80H48ZM57 81V79H56ZM56 81H52L55 82ZM78 81V80H76ZM83 81V80H80ZM91 81V79H90ZM94 81V80H93ZM97 81V80H96ZM95 81V82H96ZM101 81V80H100ZM99 81V82H100ZM114 81V80H112ZM44 82V81H43ZM43 82L41 84H43ZM60 82V81H59ZM64 82V81H63ZM68 82V81H67ZM79 82V81H78ZM102 82V81H101ZM115 82L118 83V81ZM23 83V82H22ZM31 83V82H30ZM34 83V82H33ZM69 83V82H68ZM74 83V82H73ZM72 86H79L82 90L83 88L80 86L82 85L80 83V85L77 84H73ZM76 83V82H75ZM110 83H114V82H110ZM125 83V82H124ZM38 84V83H37ZM44 84L48 85L47 83L44 82ZM54 83H52L51 85H53ZM62 84V83H61ZM85 84V83H84ZM96 84V83H93ZM123 84V81H122ZM129 84V83H127ZM168 84V85H169ZM21 85V84H20ZM24 85V84H23ZM35 85V84H34ZM56 85V84H55ZM59 83H58V87H59ZM63 85V84H62ZM97 85V84H96ZM100 85V84H99ZM108 85V84H107ZM116 85V84H115ZM126 85V84H124ZM27 86V84H26ZM32 86V85H31ZM30 86V87H31ZM50 86V85H49ZM56 86V88H58ZM66 86H68L66 84ZM88 86V85H85ZM117 86V85H116ZM14 87H18V86H14ZM29 86H27L28 88ZM33 87V86H32ZM36 87V86H35ZM44 87V86H43ZM54 87V86H53ZM64 87V86H63ZM103 86H101L102 88ZM114 87V86H113ZM118 87V86H117ZM120 87V86H119ZM118 87V88H119ZM123 87V86H122ZM169 87V86H167ZM171 87V88H173ZM37 88V87H36ZM53 89V88H37V89H33V91L29 92V96L28 98H24V102L23 105L27 108H33L35 111L38 109L37 107L39 105H42L44 107H48V111L51 113V117L54 119V121L52 120V123L54 122L55 125V129L58 131L59 133V138L61 141V150L63 152V158L64 159H68V160H77L78 162H83V163H94V164H99L101 167H108L110 165V163H117L124 171H128V172H133L134 175L136 176V180L139 183H143L144 179L147 176H153L154 178H156L157 180H161V181H166L174 186L180 187L186 191H188L189 193L193 194L195 197L201 198V199H206V200H210V201H214L218 204H221L223 206H226L240 214H242L243 216H245L251 223V225H253L254 227H256L257 229L261 230L262 228H264V221H262L261 219V208L264 207V183H261L260 179L259 181L256 182H241L238 181L236 178V180H232L229 177H226L224 175H220L218 174V172L220 171H216L217 173H212L211 174H207L204 171L198 169L197 167H193L192 165H190L189 163L180 160L174 156H172L171 154L164 152L161 148L158 147V145H156L155 143H153L150 138H149V134L147 132H145L143 129H141L140 127H138L131 119H129L123 112L122 110L113 102V100L111 98H109L108 96L102 94L99 92V94L97 93L95 95V93L93 94L92 92H87V90L85 91V93H83L82 96L76 97V95L73 97V94H77L78 89L74 91H77L76 93L73 92V94H68V92H62L61 90H57V89ZM69 88V87H68ZM71 90L72 87H70ZM116 88V87H115ZM62 89V88H60ZM91 89V88H90ZM110 89V88H109ZM122 89V88H121ZM161 89V88H160ZM64 90V89H63ZM70 89H68L69 91ZM81 90V91H82ZM111 90V89H110ZM158 90V89H157ZM176 90L174 91V94H176ZM178 90V91H179ZM26 91V90H25ZM79 91V92H81ZM126 91V89H125ZM161 91V90H160ZM28 92V90H27ZM83 92V91H82ZM81 92V93H82ZM96 92V90H95ZM164 92V91H161ZM180 92V91H179ZM169 93V92H168ZM171 93V91H170ZM173 93V92H172ZM79 94V93H78ZM116 95V93H114ZM119 94V93H118ZM121 94V93H120ZM119 94V95H120ZM159 94V93H158ZM157 94V95H158ZM161 94V93H160ZM165 94V93H164ZM123 95V94H122ZM126 95V93H125ZM124 95V96H125ZM167 95V94H166ZM178 95V94H177ZM121 98V97H120ZM163 98V97H162ZM172 98V96H171ZM122 101V100H121ZM173 101V100H172ZM123 102V101H122ZM156 103V101H155ZM166 103V102H165ZM128 104V103H127ZM130 104V101H129ZM137 104V103H136ZM135 104V106H136ZM154 104V103H153ZM159 103H156L157 107H158ZM133 105V103H132ZM139 105V104H137ZM162 105V104H161ZM3 106V105H2ZM8 106V105H7ZM12 106V105H10ZM130 106V105H129ZM128 106V107H129ZM140 106V105H139ZM178 107V105H175ZM132 107V106H131ZM144 107V106H143ZM143 107H141V109H143ZM151 107L153 108L154 106L151 105ZM151 107L149 108L151 111L153 110L154 113H156V111L154 109H151ZM163 107V106H162ZM155 108V107H154ZM165 108V107H164ZM144 109H146V107H144ZM143 109V110H144ZM148 109V108H147ZM171 109V108H170ZM168 109V111L170 110ZM13 110V109H12ZM21 110V109H19ZM22 110L25 111V109L22 108ZM29 110V109H27ZM43 110V109H42ZM159 110V109H158ZM179 110V108H178ZM10 111V110H9ZM18 111V110H16ZM31 111V110H30ZM39 111H41L39 109ZM134 111V110H133ZM152 111V112H153ZM174 111V110H173ZM13 112V111H12ZM28 112V111H27ZM130 112V111H128ZM159 112V111H158ZM167 112V111H166ZM171 112V111H170ZM174 112H177V110H175ZM11 113V111L9 112ZM15 113V112H14ZM22 113V112H17ZM30 113V112H28ZM33 113V111H32ZM31 113V114H32ZM38 113V112H35ZM43 113V112H42ZM138 113V112H137ZM181 113V112H180ZM27 114V113H26ZM30 114V115H31ZM136 114V111H135ZM3 115H6V113H3ZM12 115V113L10 114ZM37 115V114H36ZM46 115V114H45ZM154 115V114H153ZM177 115V114H176ZM179 115V114H178ZM1 116V115H0ZM27 116V115H25ZM29 116V115H28ZM33 116V115H32ZM152 116V114H151ZM160 116H162L160 114ZM164 116V115H163ZM167 116V114L165 115V117ZM14 117V116H13ZM12 117V118H13ZM35 117V115L33 116ZM48 117V116H47ZM142 117V116H140ZM170 117V116H169ZM168 117V118H169ZM240 117V116H238ZM9 118V116H8ZM7 118V119H8ZM22 118V117H21ZM38 118V117H35ZM49 118V117H48ZM167 118V119H168ZM173 118V117H172ZM237 118V117H236ZM1 119V118H0ZM4 119H6L4 117ZM6 119V120H7ZM44 119V118H43ZM145 119V118H143ZM171 119V118H170ZM19 120V119H18ZM75 120H79L78 122L83 124L84 128L87 131H82L83 134L85 135H89L90 137L96 138V139H100L103 142H107V141H112L113 144L112 147H106L104 145V147H96L95 144L94 146H92L93 144H91L90 146H86L84 144H82V139L86 138V137H81L82 134H78L80 135V138L77 137L76 134H74L72 131L73 128V124H71L72 122H74ZM173 120V119H172ZM9 121V120H8ZM38 121V120H37ZM36 121V122H37ZM171 121V120H170ZM169 121V122H170ZM174 121V120H173ZM172 121V122H173ZM22 122V121H21ZM23 122H25V119L23 120ZM33 123H35L34 121H32ZM51 122V121H49ZM144 122V121H143ZM139 123V122H138ZM175 123V122H174ZM40 123H38V126ZM44 124V123H43ZM77 125V122L75 123ZM81 124V125H82ZM176 124V123H175ZM174 124V125H175ZM34 125V124H33ZM72 125V126H71ZM75 125V126H76ZM79 125V124H78ZM77 125V126H78ZM144 125V124H143ZM184 125V124H183ZM25 126V124H24ZM26 126H29L26 125ZM37 126V125H36ZM44 126V125H43ZM49 126V125H48ZM151 126V125H150ZM180 126V125H179ZM31 127V125H30ZM34 127V126H33ZM47 127V126H46ZM45 127V128H46ZM72 127V128H71ZM153 127V126H152ZM27 127H24V129ZM32 128V127H31ZM51 127H49L50 129ZM78 128V127H76ZM178 128V127H177ZM176 128V129H177ZM52 129V128H51ZM154 129V128H153ZM209 129V130H210ZM32 130V129H31ZM83 130V128L81 129ZM225 131V129H223ZM30 131V129H29ZM27 132V131H26ZM34 132V131H33ZM223 132V131H222ZM55 133V132H53ZM52 133V134H53ZM76 133V130H75ZM180 133V131H179ZM208 133H210L208 131ZM29 134V133H28ZM31 134V133H30ZM34 134V133H33ZM57 134V133H56ZM181 134H183L181 132ZM224 134V133H223ZM226 134V133H225ZM21 135H23L21 133ZM32 135V134H31ZM30 135V136H31ZM48 135V134H47ZM83 135V136H84ZM157 135V134H155ZM165 135V134H164ZM168 135V134H167ZM190 135V136H189ZM15 136V135H14ZM57 136V135H56ZM54 134V137H56ZM163 136V135H162ZM160 135V137H162ZM178 136V135H177ZM24 137V136H23ZM53 136H51L52 138ZM90 137L88 139H90ZM159 137V138H160ZM171 137V136H170ZM183 136H181L182 138ZM224 137V136H223ZM226 137V136H225ZM228 137V135H227ZM36 138V137H35ZM156 138V137H155ZM38 141L39 138H37ZM58 139V138H57ZM87 138L85 139L87 142L90 141ZM158 139V138H157ZM229 139V138H228ZM31 140V139H30ZM29 139L25 140H15L13 139L8 133H7V129L5 127H3L2 125H0V146L4 147V146H10L13 149H23L25 151H30L33 149V143L30 141ZM163 140V139H162ZM165 140V139H164ZM210 140V139H209ZM95 140L93 139V142ZM99 141V140H96ZM168 141V140H167ZM173 141V140H172ZM184 141V140H183ZM188 141V140H187ZM208 142V141H207ZM210 142V141H209ZM230 141H228L229 143ZM92 143V141H91ZM95 143V142H94ZM163 143V142H162ZM169 143V142H168ZM211 143V142H210ZM44 144V143H43ZM51 144V143H50ZM59 144V143H58ZM88 144V143H87ZM90 144V143H89ZM177 144V143H176ZM190 144V143H189ZM193 144V143H192ZM35 145V144H34ZM37 145V144H36ZM40 145V144H38ZM37 145V147H38ZM84 145V146H83ZM99 145V144H98ZM107 145V144H106ZM188 145V144H187ZM212 145V144H210ZM232 145V144H230ZM100 146V145H99ZM172 146V145H171ZM200 146V145H199ZM204 145L202 144V147ZM206 146V145H205ZM58 147V148H59ZM214 147V146H213ZM234 147V145H233ZM210 148V146H209ZM208 148V149H209ZM212 148V147H211ZM262 148H264L262 146ZM39 149V148H38ZM112 149V150H111ZM189 149V148H187ZM202 149V148H201ZM207 149V148H206ZM235 149V148H234ZM43 150V149H42ZM210 150V149H209ZM33 151V150H32ZM181 151V150H180ZM194 151V150H193ZM192 151V152H193ZM200 151V150H199ZM178 152V151H177ZM190 152V151H189ZM213 152V151H212ZM40 153V152H39ZM196 153V152H195ZM194 153V154H195ZM203 153V152H202ZM205 153V151H204ZM214 153V152H213ZM216 153V152H215ZM41 154V153H40ZM60 154V153H59ZM234 154V153H233ZM42 155V154H41ZM40 155V156H41ZM58 155V154H57ZM55 155V156H57ZM197 155V154H196ZM216 155V156H217ZM54 156V157H55ZM182 156V155H181ZM235 156V155H234ZM49 157V156H48ZM52 157V155H51ZM59 157H62L59 156ZM237 157V156H235ZM250 158V156H248ZM58 158V157H57ZM217 158V157H216ZM34 159V158H33ZM193 159V158H192ZM196 159V158H195ZM240 159H243V157H241ZM239 159V160H240ZM220 160V159H218ZM253 160H255L253 158ZM264 160V159H263ZM189 161V160H188ZM227 161L225 163H227ZM29 162V161H28ZM214 162V161H213ZM112 163V164H113ZM238 163V164H239ZM257 163V161H256ZM4 164V163H2ZM237 164V165H238ZM261 164V163H260ZM259 164V165H260ZM115 165V164H114ZM227 165V164H226ZM229 165V164H228ZM196 166V165H194ZM230 166V165H229ZM232 166V167H233ZM225 167V166H224ZM234 167V169H235ZM259 167V168H258ZM238 168V167H237ZM215 169V168H214ZM229 169V168H228ZM261 169V168H260ZM212 170V169H211ZM218 170V169H217ZM239 170V171H240ZM224 171V170H223ZM231 171V170H230ZM236 171V170H235ZM257 171V170H256ZM225 172V171H224ZM222 172V173H224ZM238 172V171H237ZM263 171H261L262 176L264 175L262 173ZM221 173V172H220ZM233 173V172H232ZM126 174V173H124ZM242 174V173H241ZM239 174V175H241ZM257 174V173H256ZM259 174V173H258ZM133 175V176H134ZM229 175V173H228ZM227 175V176H228ZM238 175V176H239ZM244 177V176H243ZM259 178V177H258ZM253 179V178H252ZM262 179V178H261ZM102 180V179H101ZM135 180V179H134ZM146 180V179H145ZM247 180V179H246ZM249 181V180H247ZM165 184V183H164ZM34 188V187H33ZM37 190V189H36ZM45 195V194H44ZM64 197V196H63ZM73 223V222H72ZM250 225V226H251ZM88 228V227H87ZM89 229V228H88ZM253 229V228H251ZM262 231V230H261ZM84 236H78L77 231L75 232L74 230H69L66 225H64L63 223H61L60 221H57V219L54 217V215H52V212L50 210L49 207V202L44 199L40 194H38L36 191L32 193V195L30 196V198L26 201V202H20V199L12 194H9L7 192H5L3 189H0V236L2 235V237L6 240V243L8 245H16L19 243H23V242H28L31 244H37L39 246V249L42 253L51 256L52 258L54 257V259L58 258L63 260H68L69 262L71 261V263L73 264H189L186 263V261L182 260V255L179 256V254L174 255L170 253V245H161L160 243L157 242H147V243H142V244H134V242H132L130 239H127L125 242L126 244L122 247H118L114 240L112 239H108L102 235H96V234H92L88 231H83ZM161 233V232H160ZM131 237V235H130ZM164 240V239H163ZM170 242V241H169ZM2 245V244H1ZM6 247V246H5ZM11 247V246H10ZM17 247V246H16ZM13 248V246H12ZM199 249H202L204 252H209L211 251V247L208 244H203L200 247H198ZM7 250V249H6ZM2 250L0 249V252ZM10 251V249H9ZM215 254L217 255L216 258H211V257H204L202 260L201 264H260V261L262 259H259L258 257L254 256L252 253L247 252V251H243L242 249H238V248H229V247H225V249H217L215 250ZM16 252V251H15ZM21 252V251H20ZM213 252V251H212ZM2 253V252H1ZM23 253V251H22ZM11 254V253H10ZM28 254V253H27ZM195 254V253H194ZM26 255V253H25ZM30 255V254H28ZM2 255H0L1 258ZM5 257V256H4ZM27 257V256H25ZM45 257V256H44ZM6 258H9L8 256ZM5 258V259H6ZM16 258V257H15ZM19 258V257H18ZM36 258V257H35ZM46 258V257H45ZM50 258V257H49ZM2 259V258H1ZM34 259V257H33ZM38 259V257H37ZM54 259L52 261H54ZM4 260V259H3ZM7 260V259H6ZM21 260V259H20ZM23 260V259H22ZM26 260V259H25ZM24 260V262H25ZM57 260V261H58ZM30 261H33L32 259ZM44 261V260H43ZM49 261V260H48ZM51 261V262H52ZM62 261L60 260V262L62 263ZM6 262V261H5ZM4 262V263H5ZM26 262H29V260H27ZM40 262V261H38ZM37 262V263H38ZM55 262V261H54ZM12 263V262H11ZM35 263V261H34ZM44 263V262H41ZM57 263V262H56ZM45 264H53L52 263H45ZM63 264V263H62ZM65 264V263H64Z\"/></svg>",
  "mask_w": 264,
  "mask_h": 264
},
{
  "label": "snow or ice",
  "instance_id": "obj_3",
  "mask_svg": "<svg viewBox=\"0 0 264 264\" xmlns=\"http://www.w3.org/2000/svg\"><path fill=\"white\" fill-rule=\"evenodd\" d=\"M261 219L262 221H264V207L261 208ZM261 230L264 231V228H262ZM260 264H264V259L260 261Z\"/></svg>",
  "mask_w": 264,
  "mask_h": 264
}]
</instances>
